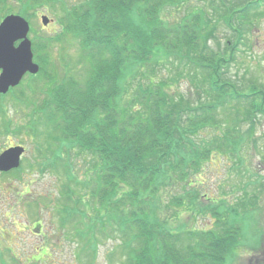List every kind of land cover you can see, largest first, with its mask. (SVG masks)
<instances>
[{"label": "trees", "instance_id": "16d2710c", "mask_svg": "<svg viewBox=\"0 0 264 264\" xmlns=\"http://www.w3.org/2000/svg\"><path fill=\"white\" fill-rule=\"evenodd\" d=\"M252 1L0 0V20L47 14L56 25L34 32L41 70L8 96L16 115L0 104V138L42 139L41 166L59 168L73 152L89 159L82 182L63 164L67 181L58 197L39 199L46 207L52 203L62 229L74 227L80 255L95 259L93 243L117 233L124 264H226L239 236L234 221L214 232H193L171 227V214L195 205L189 191L197 182L190 176L205 169L215 149L231 152L244 142L236 135L241 118L264 113V85L245 86L228 76L253 27L245 31L242 23ZM212 20L232 33L218 50L208 44ZM73 44L80 56L70 63L64 55ZM243 106L244 116L237 114L221 135L202 136L218 127L222 110ZM197 137L203 138L199 144ZM32 202L41 207L37 198ZM251 203L229 208L231 216ZM42 221L29 225L41 235ZM39 246L28 264L53 260L50 245L36 257Z\"/></svg>", "mask_w": 264, "mask_h": 264}, {"label": "rangeland", "instance_id": "374dc122", "mask_svg": "<svg viewBox=\"0 0 264 264\" xmlns=\"http://www.w3.org/2000/svg\"><path fill=\"white\" fill-rule=\"evenodd\" d=\"M252 2L254 3L251 4V9L246 13L247 15L243 14L242 23L246 27L245 31L247 26L253 27L247 33L245 42L240 47V52L237 55V61L231 66L228 74L229 78L245 86L253 83L264 85V0H253ZM212 24L216 28L211 31L214 35L208 41V44L218 50L219 46H222L228 38L232 37V33L223 21L213 23L212 20L209 27H213ZM31 25L38 31L44 29L40 23V17L33 19ZM45 28L48 31H54L56 25L51 24ZM64 56L71 61L70 63L76 61L80 56L79 47L75 44L69 46ZM239 106L236 104L235 107L238 108ZM237 108L228 109L227 112V109L222 110V119L218 127H214L210 132L203 133L202 136L208 139L214 137L216 134L221 135L222 131L227 128L225 124L227 115H229V126L232 125L233 118L237 119V114L244 116L245 106L242 107V110L241 108L239 110ZM254 116L260 118L254 121L248 120V118H241L242 120L239 122L236 134L237 137L240 134L246 137L244 138L246 142L243 148H249V160L245 157L243 158L240 143L234 148L236 152L235 157L229 155L233 151L228 153L226 150L215 149L211 156V159H213L211 161L208 160V163L205 165V172H201L196 178L197 187L190 190V193H197L195 197L198 198V205L194 206L195 212L183 209L176 214L170 213L175 216L171 227L179 230L187 229L188 227H209L211 224L209 217L211 215L209 213L198 217V214L202 212L199 207L212 204L217 200L220 202L218 204L224 202L225 206L229 205V207L235 208L241 202L245 192L241 189L242 186L248 184L250 180H257L258 175L253 172H243L239 175L237 171H233L230 168L231 165L233 168L241 170L246 167V165H242V161L245 164L251 162L252 170L260 171L264 177V118H262L264 114H256ZM202 139L201 137L195 138L197 144ZM17 142L24 144L29 149V152H27L22 160L21 171L11 172L6 175L0 174V264H28L31 261V256L28 255H34L35 247L39 245L38 250H36V257L44 255L48 249L46 245H50L51 252L55 253L53 260L46 261L44 264H122L125 261L126 254L121 250L122 238L117 233L98 238V242L95 241L93 243L94 246L92 247L99 244L96 259H91L86 254L80 255L79 249L76 248V243L73 242V237H75L74 227L69 226L62 229L60 227V215L54 209H51L52 203L49 202V207H51L49 208L42 205L43 202H39L43 198L49 200L51 199L50 197H58L57 189H60L62 184L67 181L63 164H68L71 173L82 182L85 168H89L90 165L89 159H85L84 156H79L77 152H73L70 155V159L60 162L59 168L58 164H44V166H41V164H38V161H42V158L45 160V157L40 158L41 160L38 157V149L42 139H39V143L36 144L30 142V139L26 135L17 136L15 139L13 137H9L8 139L1 137L0 151L10 145L13 146ZM41 148H46V145L42 144ZM259 178L262 180L261 177ZM257 181L259 182V180ZM26 187L30 194H27L20 201ZM251 196V193H247L248 198ZM33 198L38 199L41 207L33 204ZM164 199L168 203L167 197H164ZM47 204L48 202H46ZM259 205L262 209V219L260 220L263 224L264 194L261 196ZM163 209H165L164 206L159 208V210ZM257 213H259L258 208L250 211V214ZM94 216L95 214H92V217ZM39 219H43L44 222L45 233L42 235L29 226L38 222ZM231 219L243 223V231L246 237L243 240L244 244L251 248H258L261 237L264 235V228L260 227L261 223L258 219L252 220L250 215L243 216L242 214L232 216ZM16 220H18L17 226L20 228V232L12 230L14 222H17ZM19 228L16 227V231ZM8 229L10 233L6 232ZM107 229H111V227ZM86 238H88L87 235H85ZM239 246L234 252L235 256L240 253ZM260 250L261 253H264V246ZM23 254L26 255L22 256ZM62 254L66 259L63 258ZM236 261L233 264H264L258 256H254L253 259L248 256L245 258L241 257ZM228 262L231 264L232 258Z\"/></svg>", "mask_w": 264, "mask_h": 264}, {"label": "water", "instance_id": "95a60500", "mask_svg": "<svg viewBox=\"0 0 264 264\" xmlns=\"http://www.w3.org/2000/svg\"><path fill=\"white\" fill-rule=\"evenodd\" d=\"M44 25L49 23L42 17ZM29 23L19 15H10L0 25V92L6 93L11 86L19 84L27 73H37L39 65L33 61L32 43L28 38ZM23 41L16 47L15 42ZM23 147H13L0 155V171H8L19 166Z\"/></svg>", "mask_w": 264, "mask_h": 264}]
</instances>
